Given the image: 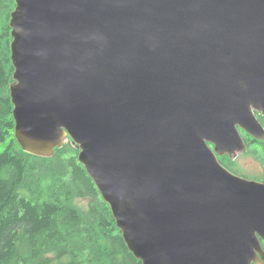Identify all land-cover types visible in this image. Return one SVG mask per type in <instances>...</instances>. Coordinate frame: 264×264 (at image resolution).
Here are the masks:
<instances>
[{
    "label": "water",
    "instance_id": "water-1",
    "mask_svg": "<svg viewBox=\"0 0 264 264\" xmlns=\"http://www.w3.org/2000/svg\"><path fill=\"white\" fill-rule=\"evenodd\" d=\"M14 139L68 138L141 264H261L264 183L227 170L264 140V0H14Z\"/></svg>",
    "mask_w": 264,
    "mask_h": 264
},
{
    "label": "trees",
    "instance_id": "trees-1",
    "mask_svg": "<svg viewBox=\"0 0 264 264\" xmlns=\"http://www.w3.org/2000/svg\"><path fill=\"white\" fill-rule=\"evenodd\" d=\"M14 7V0H0V264H36L51 254L56 264H141L78 163V149L70 139L51 158L24 153L14 139L9 96L14 71L9 19ZM243 139L250 145L248 136ZM250 154L264 167V145L262 153L250 148ZM223 166L239 175L235 164ZM74 196L92 199L87 217L70 205Z\"/></svg>",
    "mask_w": 264,
    "mask_h": 264
},
{
    "label": "rangeland",
    "instance_id": "rangeland-1",
    "mask_svg": "<svg viewBox=\"0 0 264 264\" xmlns=\"http://www.w3.org/2000/svg\"><path fill=\"white\" fill-rule=\"evenodd\" d=\"M257 118H259V115H257ZM262 120V119H261ZM254 150V148H252ZM260 150V149H258ZM262 153V150H261ZM220 163L223 165H236L237 169L239 170V175L244 176L246 179L249 180H264V167L261 166L250 154V151L246 150V152H242L240 154H237L235 158L229 159V158H221ZM232 161H235L232 163ZM92 199L91 198H77L74 196L72 200L70 201V205L74 207L76 210H78L84 217H87L88 213V206L91 204ZM101 245L103 247L107 246V242L102 241ZM58 259H56V256L46 255L44 256L39 262L36 264H56Z\"/></svg>",
    "mask_w": 264,
    "mask_h": 264
},
{
    "label": "flooded vegetation",
    "instance_id": "flooded-vegetation-1",
    "mask_svg": "<svg viewBox=\"0 0 264 264\" xmlns=\"http://www.w3.org/2000/svg\"><path fill=\"white\" fill-rule=\"evenodd\" d=\"M262 124V123H261ZM263 127H264V121H263ZM241 132L242 133H244L243 135H246V136H248L249 138H250V141H249V143H250V145H247L246 143H245V141H244V143H245V145H246V148H245V150L244 151H246V150H248V151H250V148L252 149V148H254V150H258V149H260V150H262L263 149V143H264V140H255L254 138H252L251 136H249V135H247L244 131H241L240 130V134H241ZM243 151V152H244ZM255 181H257V182H260V183H264V180H258V179H254ZM263 242L261 241V244H262ZM264 244V243H263ZM263 250H264V248H263ZM262 263L261 264H264V261H261Z\"/></svg>",
    "mask_w": 264,
    "mask_h": 264
},
{
    "label": "bare ground",
    "instance_id": "bare-ground-1",
    "mask_svg": "<svg viewBox=\"0 0 264 264\" xmlns=\"http://www.w3.org/2000/svg\"><path fill=\"white\" fill-rule=\"evenodd\" d=\"M240 131V130H239ZM242 131V130H241Z\"/></svg>",
    "mask_w": 264,
    "mask_h": 264
}]
</instances>
